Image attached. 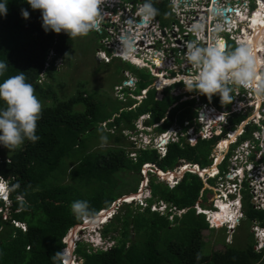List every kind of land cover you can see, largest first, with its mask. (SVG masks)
Instances as JSON below:
<instances>
[{"label":"trees","instance_id":"16d2710c","mask_svg":"<svg viewBox=\"0 0 264 264\" xmlns=\"http://www.w3.org/2000/svg\"><path fill=\"white\" fill-rule=\"evenodd\" d=\"M153 3L160 18L168 1L153 0ZM7 9V15L0 16V61L7 64L4 77L24 72L40 101L53 99L43 104L37 122V142L26 140L15 150L0 145V173L9 178L11 185H19L9 194V206L0 198V264H64L53 254L62 252L68 230L82 222L71 212L73 201H87L96 215L124 194L121 187L127 182L121 172L139 175L144 163H152L162 171L172 170L181 160L206 165L212 147L225 131L214 132L207 139L198 137L193 142L180 135L178 140L166 144L163 155L152 146H140L130 155L127 145L132 141L127 137L137 133L135 121L140 115H148L144 126L152 127L156 134L165 132L173 122L186 131L195 117L194 99L171 106L181 95L173 97L168 88L158 84L159 88L149 90L139 105L128 108L136 102L130 93L139 94L152 81L147 72L146 77H139L135 91L122 90L125 101L114 97L120 106L104 103L102 97L107 101L110 97L96 88L88 90L83 80L77 82L67 97H57L51 82L57 79L55 61L59 56L66 58L73 39L67 33L45 32L40 11L33 10L27 0H8ZM21 9L29 12L28 19L22 17ZM165 22L162 18L161 23ZM223 43L226 44L224 40ZM51 49L54 55L48 61L47 53ZM98 70L100 67L94 68V72ZM42 76L47 80L42 82ZM193 93L196 92H188ZM201 99L208 101L202 94ZM211 99L220 106L218 95ZM2 107L4 104L0 101ZM112 117L113 121L106 124L107 128L114 126L113 130L100 126ZM184 121H188L187 126ZM102 139L107 145L93 148ZM70 163H73L71 168ZM66 177L69 181L64 182ZM201 186L202 181L190 172L184 173L172 188L151 175L148 205L132 207L131 202H124L120 211L102 226L103 236L113 240V244L106 249L93 248L78 240L74 253L82 259V264H255L261 261L262 254L253 250L252 242L238 248L219 239L224 242V248L204 250L202 230L209 227L204 215L196 214L194 208ZM131 190L135 191L136 187ZM21 198L26 203L22 204ZM158 200L187 210L179 216L174 213L170 220L167 215L150 210L149 204ZM245 205L249 220L260 217L249 203ZM4 209H9L8 217L3 214ZM13 220L24 223V229Z\"/></svg>","mask_w":264,"mask_h":264},{"label":"clouds","instance_id":"9594fccd","mask_svg":"<svg viewBox=\"0 0 264 264\" xmlns=\"http://www.w3.org/2000/svg\"><path fill=\"white\" fill-rule=\"evenodd\" d=\"M181 2L182 0H172L173 5L176 7H178ZM7 3L8 0H4V2H0V16L7 15V11H8ZM27 4L33 10L40 11L41 20H42L41 26L45 32H48L50 30L57 34L62 32L67 33L70 39L87 36L90 32L94 30L96 31L97 34H100L98 33L97 30H99L101 23L104 20V10L102 6L105 4V0H27ZM205 6H207V4H205ZM158 14H159V10L154 6L153 0H143V3L139 6L136 12V15L140 17L141 22L145 24L151 21L155 17L161 23V20L159 19V17H157ZM21 15L23 18L28 19L30 14L27 10L21 9ZM167 24H169V22ZM161 25H166V24L161 23ZM223 30H224L223 26L218 24L216 26L215 32L218 34L220 31ZM190 31L194 34L191 35V38L196 39V36L198 37L197 40L189 41L186 43V51L184 53V57L186 62L191 66V71L181 74L176 81L179 83H175V84L181 83L182 85L181 87H184L186 91L197 92V95L200 98H201V94L209 99H211L213 95H218L220 98V103L222 105H227L232 103L234 96L232 95L231 86L233 85L244 88H251L255 92L256 96L262 101H264V59H261L256 55L254 44L250 43L247 39H244L239 41L235 47L229 48L228 46L227 48V46L225 47L223 43L224 40L227 45L226 39L224 38V36L219 34L218 35L222 38L218 36H214L211 41L201 43L200 42L201 40H199V38L201 37V34L204 31V25L202 23L193 24L192 27L190 28ZM261 42H264V34L259 36L256 40V43H261ZM120 48H121V55L124 56L125 58L134 56L136 54L135 37L128 35L121 37ZM53 55H54V50L51 49L47 53V60L49 61L50 59H52ZM60 58L61 57L59 56V58L56 59L55 63L60 61ZM132 65L135 67V69L138 70L145 69L147 73H149L151 76L154 77L151 86H153L154 88H159L157 85L156 86L153 85V82L157 81V76L151 74L149 68L138 67L135 63H133ZM6 70H7V64L3 61H0V77H4ZM131 71H135V70H131ZM137 82L135 84L136 87H137ZM149 86L150 83L143 88L146 87L149 88ZM162 87L168 88L169 95L173 97L177 95H181V94H173L171 91V86L162 85ZM143 88H141L140 90H142ZM140 94L141 91L139 94L136 95L131 93L130 96L134 98L136 102H138L139 104L146 98L145 97L139 101L136 98V96ZM187 94L188 93L182 94V96ZM192 98L195 101V97H191L187 99H192ZM0 101H2L4 104V107L0 108V145H3L5 148L9 150H15L17 148H20L25 143L26 140L31 141L32 143L37 142L39 140V136L36 135L37 122L41 118L43 105L40 99L35 94V89L33 85L27 82V78L24 72H19L18 74L9 75L7 77H4L3 79H0ZM180 101H177L175 105ZM136 102L133 103L132 105L136 104ZM138 104H136L135 106H137ZM193 110L195 111V117L193 119L192 124L196 125V127L198 128L200 124L199 122L196 121L197 111L194 108ZM140 116L137 119H139ZM147 117L146 116L142 117L143 127H144V121ZM174 124H177V122H173L165 132H168L169 130H171L172 132L174 130L173 129ZM192 124L191 126L193 127ZM177 125L180 127V130L175 131L176 139H178L180 135L188 136L187 130L188 128L190 129L191 126L188 127L186 131H182L181 130L182 127L179 124ZM184 125L187 126L188 124H184ZM229 127L224 129L225 134L227 133V131L233 130L235 128V127L234 128H229ZM136 128L138 127L136 126ZM107 129L110 130V127H108ZM143 132H145L144 128L141 129L140 133ZM192 134H193V129H192ZM157 136L158 134H156V137ZM197 138L198 136L194 139V141L197 140ZM163 139L165 141H162ZM202 139H207V138H202ZM169 141H172V137L168 139L161 136V139L149 140L145 143V145H140V146H144V147L152 146L153 148H156L159 153H161V151H159L158 149V146L155 145L156 142L158 143L161 142V145L165 147ZM214 146L212 147L211 152L208 155L209 163L206 165L201 166L198 163H190L185 160L179 161L178 162L179 164L180 163L182 165L185 164V166L190 169L180 172L181 175L179 174V176L176 178V183L174 185H176L178 182L181 181L184 173L190 172L197 175V177L202 181V186L199 190V194L204 186L202 179L205 176H208L206 180L210 181L213 188L217 187L216 179H218L219 176L223 175V171H225V166L224 165L220 166V164L218 165V163H214V156L216 154L213 150ZM148 164H152V163H144L142 165V168L147 167ZM142 168H141V172H142ZM217 170L218 172L214 173L213 176L209 175L210 173L215 172ZM167 171L170 172L172 170H167ZM167 171H163V172H167ZM173 175H174L173 177L176 176L174 173ZM173 186L170 187L168 185V187L170 188H172ZM18 187H19L18 184L14 186L11 185L9 178L4 177L0 173V198L4 200L3 204L5 206H9L11 204V199L9 198V194ZM213 188L212 189L205 188L203 190V194L205 195L203 196L202 202L200 201L198 202L200 197L198 194L197 200L194 203L196 204L195 206L196 208L194 207L196 209L195 213L204 215V218L207 221L210 230H212L213 228H224L222 229V231H224L226 235L223 241L226 244L231 245V236L228 237L229 234L227 231L228 229L227 224L233 223L234 224L233 231H234V229L239 225L241 219L240 220L235 219L234 210L233 209L230 210L232 207L224 204L226 203L224 201V198H221V200L219 199L214 200L213 194L215 190H213ZM149 193L148 196L144 197L143 199L137 200L139 206L145 207L148 205L146 199L150 197ZM244 199H247V197H245ZM244 199H242V201L241 200L239 201V206L243 208L245 218H248L246 214V205L243 202ZM124 202H133V201L124 200ZM142 202H144V204H142ZM21 203L22 204L26 203L23 200V198H21ZM205 204L211 205L212 208H207L203 206ZM249 204L252 207L250 201ZM221 206L225 207L224 212L226 214H229V216L219 226L211 227L210 222L211 221L213 222L212 220L213 214H217L218 212L222 211ZM149 208L151 211H157L160 214L167 215L170 220L173 219L174 213H177L179 216L180 214L184 213L187 210L186 208L177 209L175 206H172L171 204L163 200L152 202L151 204H149ZM70 209L75 218L82 220L81 223L75 225L76 227L81 226V224L85 222V220H91L100 211L106 210V209H102L95 215L94 210L91 209L88 202L84 200L73 201L70 205ZM108 209L109 208H107V210ZM198 209L200 211H198ZM253 210L260 211L255 209ZM107 212H108L107 217L101 224L106 223L107 219H110L112 217V215L109 216L110 211ZM256 219H258V217H253L250 220L255 221ZM13 222L14 224H16V226H19L24 229V227L19 225L20 222L14 220ZM255 223L256 222H253L252 226ZM257 225L260 227H264L259 224ZM252 226H251V233L253 237V242H252L253 250L256 253L262 254L261 257L262 259L261 261H259L262 262V260H264V248L260 249L259 251H257L254 248L256 245V240ZM87 227L88 226H83L80 229L81 231H83V229ZM96 227L98 228V225ZM77 232H79V229L77 230ZM68 237H70V235ZM109 240L111 239L104 237L101 231V234L99 232L98 234H94L91 237V239L87 241V243L93 248L106 249L113 244V240H111L112 243L109 246H107L110 242ZM68 245L69 243H67V245H65L64 248L68 249ZM66 252L67 251H65V254L62 252H56L53 255L57 259L68 260V262L62 260L64 264H71L74 259V258L71 259L73 255L71 256V252H67V253ZM73 254H74V249H73ZM197 259H199V256L197 257Z\"/></svg>","mask_w":264,"mask_h":264},{"label":"built area","instance_id":"2783aa9c","mask_svg":"<svg viewBox=\"0 0 264 264\" xmlns=\"http://www.w3.org/2000/svg\"><path fill=\"white\" fill-rule=\"evenodd\" d=\"M167 1L169 12L173 18L168 25H161L156 17L146 24L141 22L136 12L143 3V0H105V4L102 6L104 20L99 30H97L98 33L103 34L100 41L102 48L96 51V58L104 62H110L113 58H120L121 60L133 62L138 67L149 68L151 74L157 76V80L159 76H163L170 79V82L173 80L177 81L178 76L191 71V66L186 62L184 57L186 43L197 40L198 37L195 35L196 39L191 38V35L194 34L190 31V28L193 24L202 23L204 31L199 38L201 43L211 41L214 36L220 37L215 32L216 26L219 24L224 29L220 32L227 33L228 38L233 40L235 45L239 41L247 39L255 45L256 55L264 59V42L259 43L258 47H256V41L254 40L255 32L249 26L252 21L244 20L246 18L251 20L250 15L255 14L259 8L264 6V0H207L205 3L207 6L203 4L202 8L207 9L209 17L207 20L200 19V21L195 18L198 11L197 0H182L178 7L173 5L172 0ZM212 6L218 8L229 6L231 10L226 11V13H222L220 9L217 12H213L211 10ZM262 11V16L258 22L259 25L264 24V9ZM228 18H230L229 21H227ZM245 29L247 30V34L244 32ZM262 34L264 32L259 33V36ZM126 35L134 36L136 40V54L128 58L121 55L120 48V39ZM153 57H159L160 61L163 62L162 67H160L157 73L154 71L157 62L153 61ZM127 74L129 79L123 81L125 85L133 88L138 80V76L128 70ZM156 83L157 81H154L153 85L156 86ZM167 85L171 86L173 94H180V91H186L184 87V90H180L181 87H172L170 83L163 86ZM147 89L148 87L140 90L141 94L136 96L139 101L146 97L145 93ZM122 90L121 88L115 89V95L119 99L124 100L125 96ZM188 92L186 91L185 93ZM194 95L197 102L205 105H200L198 108L193 106L197 111L196 118L200 124L198 126V137L209 138L214 132H222L228 128L230 126L228 114L248 113L246 118L242 119L233 130L227 131L215 144L213 148L216 153L214 163H218L220 166L224 165L225 171H223V175L216 179L217 187L215 188L212 187L209 180H206L208 176L202 179L204 186L200 191L198 202H202L205 195L203 194V190L205 188H213L215 190L213 194L214 200L224 198L226 202L224 204L232 207L230 210H234V217L237 220L245 218L243 208L239 206V201H242L245 197L250 201L253 209L264 210V123L262 122L264 120V101L259 99L251 88L236 85L232 87L234 98L229 107L225 105L215 106L210 103L211 99L208 102H201V98L198 97L197 92L191 96L194 97ZM174 105L175 103L172 104V106ZM141 116L147 117L148 115ZM137 120L136 126L139 128ZM219 120L222 121L221 125L218 124ZM185 122L184 124L188 123L187 121ZM141 124L143 127V123ZM190 128L193 129L192 126ZM166 133L158 134L157 137H154V140L161 139V136L168 139L173 136L175 137V132L173 134L171 132L170 136H166ZM193 134H195L194 131ZM192 139L194 141V138ZM155 145L158 146L159 151L163 155L165 147L161 145V142H156ZM160 147L164 149H160ZM149 167L152 169L149 171H154L158 175L157 170L159 169L156 166L148 164L147 168ZM145 168H142L144 173L146 171ZM187 169L189 170L190 168L177 163L168 174L173 175L174 173L176 176L173 178L162 176L160 180H164L171 187L176 183V178L179 176L177 174ZM216 172L218 170L209 175L213 176ZM198 211L200 210L198 209ZM233 225V223L227 224L228 237L233 233ZM210 226L217 227L218 225L216 222L211 221ZM252 229L256 240L254 248L259 251L264 248V227H260L255 223ZM64 251L62 250V253ZM62 260L65 261L64 259Z\"/></svg>","mask_w":264,"mask_h":264},{"label":"rangeland","instance_id":"374dc122","mask_svg":"<svg viewBox=\"0 0 264 264\" xmlns=\"http://www.w3.org/2000/svg\"><path fill=\"white\" fill-rule=\"evenodd\" d=\"M206 2H207V0H200V3L198 5L199 8H202L203 4H205ZM259 14L261 15V13H259ZM162 18L166 22H170L173 18L172 15L169 13V6L167 4H166V7H165V9H164V11H163V13L159 19L161 20ZM166 22H165V24L168 25ZM218 34L219 35L222 34L224 36V38L226 39V41L229 44V48L236 46L234 44V41L228 38L227 33L219 32ZM102 35H103L102 33L97 34L96 31L94 30V31L90 32L87 36L76 37L75 39H73L72 46L70 47L66 58L61 57L60 61L55 63V65H56L55 67H57V72L55 73V76H57V79H51V82L57 91L55 94L57 97H67L68 94L72 91V88L77 85V82L79 81V83H81L80 81L83 80V81H86V83L83 85L88 90H90L92 88H96V90H98L100 93H105L106 97H110L109 101H107L105 97H102L103 98L102 101H104V103H107V104L112 103L114 105L120 106L121 104L116 99H114V97L116 96L115 95V93H116L115 89L121 88L123 90L124 89H132L134 91L136 90V89H133L136 86H133V88H131L130 86L125 85V82L123 81V80L129 79V76L127 74V70L128 71L135 70L132 72H134L138 76L137 77L138 79H139V77L140 78H143V76L146 77V70L145 69H140V70L135 69V67L132 65L133 63L125 61V60H121L120 58H113L110 62H104V61L97 60L96 56H94V52L98 47L101 46L100 41H101ZM104 63L105 64L109 63V64L104 65ZM95 67H100V70H98L97 72H94ZM159 69L160 68H157L155 72H158ZM153 78L154 77L152 76L151 80H153ZM45 80H47V79L44 76H42L41 81L43 82ZM151 83H152V81L150 82V86L147 89L145 95H147L149 90L155 89L153 86H151ZM175 83H176V81L173 80L170 82V85H172V87H181L182 86L181 84H175ZM59 84H63V85L59 86ZM162 85H164V84H162ZM53 86H52V88H53ZM231 87H233V86H231ZM162 88H164V87H162ZM180 90H184L183 87H181ZM180 92H181L180 94L182 97V94H185L186 91L185 92L180 91ZM185 97H182L181 100L191 98L192 96L187 95ZM194 97H195V95H194ZM52 99H53V97H50L47 100L41 101L42 105L45 104L46 101L49 102ZM119 100H121V99H119ZM125 100H126V97L122 101H125ZM209 100L210 99H208V101ZM201 102H202V100H201ZM136 103L138 104V102H136ZM210 103L213 104V101H211ZM200 105L205 106V105H202V103L197 102V99L195 97V101H194L193 106L198 108V106H200ZM128 108H134V106L131 105ZM247 114L248 113L228 114V116H229L228 119H229V123H230L229 128H234L242 119L247 117ZM142 117L143 116H141L137 120V125L139 126V128H137V130H138L137 133L133 132L131 134V135H133L132 137H130V138L127 137V139L129 141H132L131 145H129V142L127 145V149L131 151L130 155H134L133 151L136 148L140 147V145H145V143L149 140H154V137L156 136V132L152 129V127H145V126L142 127V124H141L143 121ZM218 119H220V118H218ZM108 121H113V117L101 122L100 126L102 128H104V127L107 128L106 123ZM196 121L198 122L197 118H196ZM262 122L264 123V120H262ZM218 124L221 125L222 121L219 120ZM192 125H193V131L195 134H192L191 128L190 129L188 128V130H187V132H188L187 138L190 141H193L192 138L195 139L199 134V128H197L196 125H194V124H192ZM113 128H114V126L110 127V130H113ZM143 128H144L145 132L140 133L141 129H143ZM173 129L174 130L172 131V134L175 131H179L180 127L177 124H174ZM169 132L170 133H166V136H170L171 131L169 130ZM125 133L128 134L129 132L127 133V131H125ZM190 136H191V138H190ZM173 139L178 140L174 136L172 137V140ZM107 143L108 142H105L102 139L101 141H99V144L95 145L93 148L97 149V148L105 147L107 145ZM160 149H164V148L160 147ZM3 152H4V154L7 153V151L4 149H3ZM184 165L185 164H183V166ZM72 166H73V163H70L69 168H71ZM145 170H146L145 174L142 170V172L140 171L139 175L138 174L136 175L133 173H125V172L119 173L124 178L125 182H127V183H124L121 187V189H123L124 194H122V196L119 199H116L115 201H113L111 206L107 210V211H110V213H109L110 216L112 215V217H113L115 215V213L120 211V207H121L122 203H124V200H130L131 199V197H129L130 193H133V194L137 193L136 195L133 196L134 198L132 197L133 198L132 199L133 202H131L133 205L132 207L138 206V204H139L137 201L138 199L141 200L144 197L148 196V193H149L148 180H149L151 175H155V174H154V171L153 172L149 171V170H152V169H150V167L149 168L146 167ZM177 175H179V174H177ZM161 177H162V175L158 174L157 180L162 179ZM136 180L138 181L137 185H136ZM66 181H69L68 177H66L64 179V182H66ZM134 187H136V190L135 191L131 190ZM124 195H125V197H124ZM134 199H135V201H134ZM243 202H244V204L249 203V201L247 199H244ZM142 204H144V202H142ZM195 206H196V204H194V207ZM203 206H205L207 208H212L211 205H209V204H205ZM222 207L223 206H221V208ZM3 212H4L3 214H5V217L6 216L8 217L9 209H4ZM257 212L260 213V217H258V219H256L255 222L261 226H264V210H260ZM107 214H108V212H107ZM213 217L216 218V220L214 222H216L218 226L223 222V221H221L220 212H218L217 214H213ZM111 218L107 219L106 223H108L111 220ZM106 223L98 225V228H97L96 225H93L90 222H86V226H88V227L84 228L83 231L77 232V230L80 229V226L79 227L73 226L72 228H70L71 230L70 229L68 230L66 237L64 238V241L66 242L65 245H67V243H69V245H68V249L64 248L63 250H65L67 252H71V256L73 255L71 259H73V258L74 259H73L71 264H82V262H83L82 259L76 253L73 254L75 242H77V240H79V239H82L85 243H87V241L90 240L94 234H98V232L101 234L102 226ZM252 224H253L252 220H249L247 218L241 219L239 225L234 229L233 233H231V245H234L235 247H238V248H240V247L242 248L245 245H247L248 242H253V237H252V233H251ZM19 225H21L22 227H25L24 223H19ZM222 229H224V228H213L212 230H210V229L202 230V236H203L202 238H203L204 243H205V245H204L205 249L204 250L211 251L212 249L224 248L223 243L219 241V239H222V241H223V239L226 235L225 232L222 231ZM68 235H70V237H68ZM109 241L110 242L107 246H109L112 243L111 240H109ZM65 251L63 252L64 254H65ZM65 261H66V259H65ZM255 264H264V260H262V262L255 263Z\"/></svg>","mask_w":264,"mask_h":264},{"label":"bare ground","instance_id":"6f19581e","mask_svg":"<svg viewBox=\"0 0 264 264\" xmlns=\"http://www.w3.org/2000/svg\"><path fill=\"white\" fill-rule=\"evenodd\" d=\"M262 9H264V6H262V8H259L258 10H257V12H255V15L253 14V15H250L251 16V20L250 19H244V20H246V21H252V23H251V27H252V29L254 30V32H255V41L257 40V36H259V33H262V32H264V24H261V25H259L258 24V22H259V20H260V18H261V16H262V13H263V11H262ZM259 13H261V15L259 14ZM229 19L230 18H228V20L227 21H229ZM245 27H246V24H245ZM244 32L247 34V30L245 29L244 30ZM242 39H243V37H242ZM252 42H253V40H252ZM258 45H259V43H256V47H258ZM255 50H256V48H255ZM153 61H155V62H157V65L154 67V71H156V69L157 68H160V67H162V65H163V62L162 61H160V58L159 57H153ZM157 73V72H156ZM159 79L157 80V83L158 84H160L161 83V85L162 84H169L170 83V79H167V78H164L163 76H159L158 77ZM176 81V80H175ZM167 133H169V132H167ZM165 141V140H164ZM168 177H173V176H168ZM137 194V193H136ZM136 194H131V195H129V197H131V199L130 200H132L134 197V195H136ZM133 197V198H132ZM225 207L223 206L222 207V211H220V216H221V221H224L225 219H226V217H225ZM109 216H110V214H109ZM106 217H107V212H104V214L101 216V219H99V217L97 218V219H94V223H93V225H100L101 224V222H103L105 219H106ZM99 219V220H98ZM93 220V219H92ZM86 222H90V220H85ZM89 224V223H88ZM219 224V223H218ZM76 229V228H75ZM73 232V231H72ZM71 235V234H70ZM69 236V235H68ZM66 261H68V260H66Z\"/></svg>","mask_w":264,"mask_h":264},{"label":"water","instance_id":"95a60500","mask_svg":"<svg viewBox=\"0 0 264 264\" xmlns=\"http://www.w3.org/2000/svg\"><path fill=\"white\" fill-rule=\"evenodd\" d=\"M219 9L222 11V13H226V11L231 10V8H218L216 6L211 7V10L213 12H217ZM162 141H164V139ZM157 171H158V174L164 176L165 178H167L168 174L170 173L169 171H167V173H164L161 170H157ZM104 212H107V209L100 211L94 218H92L93 220L92 219L90 220V223L93 224V222H95L94 219H97L98 217L99 219H101V216L104 214ZM83 226H86V221L81 224L80 228H82ZM79 231H81V229H79Z\"/></svg>","mask_w":264,"mask_h":264},{"label":"flooded vegetation","instance_id":"af4514ba","mask_svg":"<svg viewBox=\"0 0 264 264\" xmlns=\"http://www.w3.org/2000/svg\"><path fill=\"white\" fill-rule=\"evenodd\" d=\"M197 3L199 4L200 3V0H197ZM223 8H229V6H224ZM208 17L209 16H208L207 9H203V8H199L198 11H197V13H196V15H195V18L196 19H199V21H200V19L207 20ZM228 46H229V44L227 42V48H228ZM101 48H102V46L98 47L95 50L94 56H96V51L99 50V49H101Z\"/></svg>","mask_w":264,"mask_h":264},{"label":"crops","instance_id":"0c3cea01","mask_svg":"<svg viewBox=\"0 0 264 264\" xmlns=\"http://www.w3.org/2000/svg\"><path fill=\"white\" fill-rule=\"evenodd\" d=\"M156 85H158V83H156ZM210 101H212V99L210 100ZM213 104H215L214 102H213ZM216 105V104H215ZM217 106V105H216ZM220 106H222V104H220ZM226 106V105H225ZM230 124V123H229ZM168 176H170V175H168ZM171 176H174V175H171ZM248 219V218H247Z\"/></svg>","mask_w":264,"mask_h":264}]
</instances>
